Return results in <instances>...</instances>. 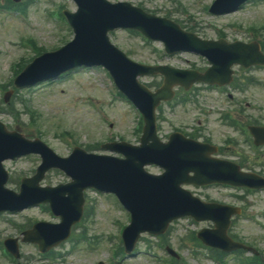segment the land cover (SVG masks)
I'll return each instance as SVG.
<instances>
[{
  "label": "rangeland",
  "instance_id": "374dc122",
  "mask_svg": "<svg viewBox=\"0 0 264 264\" xmlns=\"http://www.w3.org/2000/svg\"><path fill=\"white\" fill-rule=\"evenodd\" d=\"M112 2L117 0H110ZM123 1V0H118ZM134 4H142L146 9L157 11L161 15H165L168 12L173 13L175 5L171 0H128ZM196 0H185L186 7H190ZM209 0H197L195 11L190 10L191 14H195L199 17L200 21L207 22L210 18L207 14L202 12L200 5L206 3ZM28 22L22 24L16 17L0 12V83H7L12 79V64L21 62V59H28L33 55L29 48H24L19 45V39L21 36H32L33 40L38 45L45 49L57 47L63 44L65 40L72 38L71 31L65 27H59L56 25L50 17L48 12L53 10L57 4L62 5L64 8L74 11L76 9L72 0H33L27 2ZM157 9V10H156ZM174 16L179 17L174 14ZM190 25L191 22L185 18L179 17ZM264 22V1H258L253 4L246 5L240 11H236L229 14L216 16L213 18L214 23L222 26L230 37L237 34L243 35L234 27H229V22L234 26L236 25H251L255 22ZM198 24V21H195ZM21 25V28L20 26ZM263 23H257L254 25L256 30L262 27ZM205 25H201L200 30L203 35L211 37L213 31L211 28H203ZM110 38L114 44L124 50L126 53H130V57L133 59L145 62L153 63L156 61V52L159 43H145L142 38L134 33H128L124 30H117L110 33ZM191 55V54H189ZM182 54L180 57L166 59L167 62L174 64L184 65L182 61L183 56L196 60L198 58ZM101 71L94 70L88 72H76L63 78L61 81L53 83L51 85H44V87L37 86L32 90H22L17 93L15 99L17 108L21 111L20 120H14L13 117L7 113H1L0 119L8 126V128H19L28 137L35 135L40 128V137L50 145L58 154L66 155L70 152L73 141L79 146L94 145L95 143H102L107 139L113 137L119 139L122 136L130 142H137L138 135L133 131L134 121L133 116L127 109V104L121 102V100L115 99L110 95L107 90L108 82L101 78ZM254 73L262 74V70H255ZM148 78L143 77L142 81ZM43 86V85H42ZM11 87H7L8 90ZM5 90V91H6ZM4 91V92H5ZM239 98L250 101L252 105L243 110V117L248 119H259L264 121V83L252 85L245 92L239 93L232 89ZM2 91L0 90V100ZM94 96L99 99V103L108 117L107 121L97 114L89 103L88 95ZM14 93L11 95L10 100L14 99ZM198 96L202 102L208 104L210 107H227L229 104L224 99V96L217 93L215 90H208L206 87H199ZM22 97L28 101V105L34 108L38 112V116L35 122H31L28 125L30 116L23 111V102L19 100ZM244 98V99H243ZM236 108V105H233ZM165 115L170 118L169 123L161 122V133L164 137L165 134L173 130L174 128H182L190 131L195 122L192 121L193 116H199L201 125L200 138H211L213 141L222 143L226 136H235L242 139L238 133L234 132L228 126L223 125L220 122L218 113H214L211 110L202 114L192 104L186 106L174 105L165 109ZM18 122V123H17ZM32 133V134H31ZM240 154L249 155V162L245 167L252 170L261 169L260 159L264 157L263 150H253L248 144L241 142L238 146H228L227 151L224 153L227 157L238 159ZM256 158V159H255ZM39 163V157L31 155L22 157L18 160L7 161L5 167L9 170V174L18 179L24 175H31L36 166ZM155 171V170H152ZM47 178L42 181V184H56L57 182H64L66 178L59 172L50 171L47 174ZM10 187L17 189L18 182L8 184ZM197 195L203 199L218 200L228 202L233 205L244 204L246 212H257L260 214L261 209L264 210V194H247L240 192H233L228 189V193L219 188H209L204 190H196ZM93 204L96 206V217L93 216L85 221V225L88 227L87 233L91 229L92 232L99 233L102 236L115 232V225L113 219L125 220L121 211L111 207L106 201H103V196H97L91 193ZM260 199L262 201H260ZM95 218V220H94ZM36 220H50L48 214L38 208H29L13 214L4 213L0 214V240L10 236L20 235L18 227L28 223H33ZM94 220V221H93ZM209 221L199 222L197 225H188L186 219L178 221L174 225V230L168 236V240L176 248L178 247V235H186L188 229H199L201 227L209 226ZM232 233L240 238H245L246 241H250L251 244H256L264 252V231L242 218L238 219L231 228ZM84 243H79L69 253H64L70 247L67 243L64 246L59 247V251L65 254L63 259H58L54 263H49L50 260L36 258L33 246L29 243L20 244L24 257H20L15 262L8 261L1 257L0 264H94L95 260H105V249L99 248L98 252H94L93 255H84L82 252ZM185 253V258L189 259V264H211L197 262L198 259L192 258L186 253L185 248H179ZM30 258L28 255H30ZM140 258H144L141 256ZM227 259L233 258L231 255L226 257ZM54 261V260H51ZM104 264V263H103ZM123 264H146L142 259L136 261H125Z\"/></svg>",
  "mask_w": 264,
  "mask_h": 264
},
{
  "label": "water",
  "instance_id": "95a60500",
  "mask_svg": "<svg viewBox=\"0 0 264 264\" xmlns=\"http://www.w3.org/2000/svg\"><path fill=\"white\" fill-rule=\"evenodd\" d=\"M78 2H80L79 4L83 6H81L79 13L75 15L74 17H76L75 23L80 33L78 51H79V54H81V57L84 58V54L88 52V47L93 48L94 46H96L94 43H92V36H94V32H96V26H98V23L103 26H108L110 24H113L114 23L113 21H116V19L119 18V14L116 11H112L110 15L107 16L108 8H105L106 2L103 0H89V2L85 0H79ZM113 8L115 7H112V9ZM104 33L98 34L96 35V37L99 38L98 45L100 46V48L103 49L104 51H107L108 43H107V40H105ZM40 60H36L32 65H30L29 68L25 71V73H27V71H33V72L35 71L34 76H36V70L37 71L40 70L41 67L45 65L44 63H40ZM73 64L74 63H70L67 66H72ZM50 73L51 72H48V71L47 72L39 71L35 79H42L44 77H47ZM116 74H118L117 70H116ZM30 78H31L29 79L30 81H27V82L20 81L19 84L24 85L26 83H32L35 81L34 77L32 78L31 76ZM20 140H21L20 136L13 134V133H6L3 127L0 126V163L3 158L7 156L14 157V155L19 153V152H16L15 150L18 148V142H20ZM23 142L29 143L27 141H23ZM10 143L11 145H8ZM29 144H30V147H28V149H24L22 151L23 153L30 152V151H37L42 154L44 160H46V156L49 155L50 158L52 157L55 159L56 163L54 162V164H57L59 166L61 164L64 168H66V164H68V160H62L59 158H55L53 153L46 146H44L38 141H35L33 143L30 142ZM14 147H16V149ZM6 148L14 150V152L6 151ZM70 165L71 164H68V168H70ZM41 168L40 170H42ZM40 170H39V173L35 177L28 180L29 185L25 184V188L22 191L23 193L20 199L23 200V199H26V197H29L28 193L30 191H31L30 195L32 196V192H34V187H36V182H38V179L40 178ZM5 180H6V174L2 172L1 167H0V199L6 198L7 195L13 196L12 193L2 189V185L4 184ZM70 199L72 200V198ZM27 204L28 202L26 204H23L22 206L27 205ZM10 249L12 248L10 247Z\"/></svg>",
  "mask_w": 264,
  "mask_h": 264
}]
</instances>
